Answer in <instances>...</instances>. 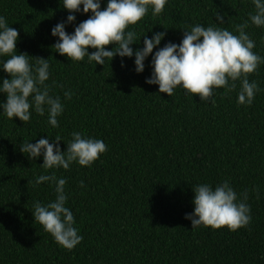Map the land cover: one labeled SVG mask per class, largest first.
Returning <instances> with one entry per match:
<instances>
[{
  "label": "trees",
  "instance_id": "trees-1",
  "mask_svg": "<svg viewBox=\"0 0 264 264\" xmlns=\"http://www.w3.org/2000/svg\"><path fill=\"white\" fill-rule=\"evenodd\" d=\"M100 4L103 10L107 0ZM82 9L69 13L62 0H0V17L19 33L17 54L26 53L33 69L35 58L48 59L45 84L63 105L58 127L48 123L47 106L43 116L30 108V120L22 122L6 117V94L0 93V264H264V63L248 76L259 88L251 105L237 103L240 81L230 92L213 89L206 101L181 86L167 96L146 83L155 52L168 43L179 45L183 32L196 25L239 35L236 25L247 23L253 52L264 59V26L249 19L255 14L252 0H167L156 16L150 7L126 30L136 33L134 52L143 49L145 37L165 33L141 73L134 55L105 58L100 65L87 56L73 62L56 52L59 38L52 28L64 23L73 34L91 15ZM8 58L0 56V84L8 78L2 69ZM67 91L71 99L65 98ZM74 132L107 145L90 167L72 162L67 170H46L43 152L31 159L20 151L25 142L39 139L66 151ZM53 173L66 180L65 207L83 237L70 251L33 216L35 203L46 206L56 199L55 182L36 183ZM224 182L250 207L251 222L234 232L192 228L185 216L194 212L195 187L215 190Z\"/></svg>",
  "mask_w": 264,
  "mask_h": 264
},
{
  "label": "clouds",
  "instance_id": "clouds-1",
  "mask_svg": "<svg viewBox=\"0 0 264 264\" xmlns=\"http://www.w3.org/2000/svg\"><path fill=\"white\" fill-rule=\"evenodd\" d=\"M166 3L167 0H107L106 7L101 10L100 0H62L63 8L69 13L80 12L82 5L83 13L91 15L75 27L73 34L65 31L64 23L53 27L51 35L59 38L53 47L73 62L82 61L87 56L90 62L100 65H104L105 58L111 61L116 55H134L135 71L141 73L145 58L160 44L165 33H156L151 39L145 37L143 49L134 52L130 45L136 40V33L126 30L142 20L150 7L153 16L162 13ZM252 3L255 14L249 16L251 23L264 26V0H252ZM74 20V15L67 16V22ZM217 20L223 21V18L217 15ZM247 27V23L236 25L239 35H234L218 27L193 26L190 31L183 32L179 45L168 43L155 52L152 56L153 72L146 83L158 85L159 92L167 96H172L174 89L181 86L188 94L206 101L212 96L213 89L224 88L230 92L236 88L235 82L240 81L237 103L251 105L259 88L255 81L249 82L248 76L264 63V59L253 52L255 43L244 31ZM18 36V31L0 17V56L10 57L2 64L3 72L8 76L0 84V93L6 94L4 113L8 119L15 117L28 122L30 108L34 107L35 112L43 116L47 106L48 123L58 127L57 117L62 113L63 105L59 96L49 95L45 84L49 78L48 59L35 58L33 69L26 53L17 54ZM108 45L116 47L107 51ZM89 48L95 51L89 54ZM64 95L71 99L72 93L67 91ZM55 141L59 142L61 138L57 136ZM20 151L28 153L31 159L43 152L41 166L46 170L58 167L67 170L72 162L90 167L107 151V145L102 140L83 138L74 132L66 151L62 152L57 143L50 144L48 139H39L35 144L25 142ZM45 181L55 182L56 199L46 206L35 203L34 220L60 247L70 251L81 243L83 237L73 227V214L65 207L66 180H57L53 173L39 176L36 183ZM193 193L194 212L185 216L191 221L192 228L204 226L217 230L226 227L234 232L251 222L250 207L243 201L238 202L237 194L227 182L215 190L207 184L197 185ZM247 198L245 192L243 200Z\"/></svg>",
  "mask_w": 264,
  "mask_h": 264
}]
</instances>
